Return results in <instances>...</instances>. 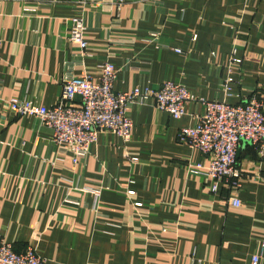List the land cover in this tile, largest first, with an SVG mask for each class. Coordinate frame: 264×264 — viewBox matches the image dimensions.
Segmentation results:
<instances>
[{"label":"crops","instance_id":"0c3cea01","mask_svg":"<svg viewBox=\"0 0 264 264\" xmlns=\"http://www.w3.org/2000/svg\"><path fill=\"white\" fill-rule=\"evenodd\" d=\"M79 1L0 0V239L35 247L46 264H253L264 246V156L242 143L241 188L212 194L188 168L208 158L179 140L199 101L180 120L152 101L130 105L129 141L102 133L77 165L9 103L50 109L67 75L100 83L106 63L115 93L171 81L197 100L264 103V0H93L82 12L84 56L70 40Z\"/></svg>","mask_w":264,"mask_h":264},{"label":"built area","instance_id":"2783aa9c","mask_svg":"<svg viewBox=\"0 0 264 264\" xmlns=\"http://www.w3.org/2000/svg\"><path fill=\"white\" fill-rule=\"evenodd\" d=\"M93 0H80L78 15L72 18L70 40L81 53L88 47L84 34L86 26L82 12ZM118 6L122 0H115ZM2 40H0V53ZM234 49L233 55L237 56ZM240 64L241 59L235 58ZM100 83H94L90 77L67 75L63 80V91L58 103L48 109L29 101L11 100L10 109L20 116H33L53 132V142L73 153V163L79 164L87 159L89 148L98 141L102 133H116L124 142H128L133 122L127 111L130 105H147L154 102L161 112L170 114L175 120L186 114V105L199 101L202 112L196 117V124L183 128L179 133L181 143L198 150L208 158V165H190L191 173L205 176L210 184L209 191L218 194L220 187L229 191H238L244 174L238 167V153L242 143L253 145L264 156V103L253 98L249 103L231 105L227 102L197 100L193 91L174 82H167L157 90L140 87L129 93H115L117 80L115 67L106 63L102 67ZM229 81L224 82L225 91H229ZM44 191L43 186L40 192ZM134 195V192H129ZM67 203L81 206L78 201L68 199ZM234 207H241L238 198L229 199ZM97 212V207L94 209ZM264 256V246L253 259L258 264ZM0 264H46L33 246L18 252L14 245L0 239Z\"/></svg>","mask_w":264,"mask_h":264},{"label":"rangeland","instance_id":"374dc122","mask_svg":"<svg viewBox=\"0 0 264 264\" xmlns=\"http://www.w3.org/2000/svg\"><path fill=\"white\" fill-rule=\"evenodd\" d=\"M98 212H96V214H97Z\"/></svg>","mask_w":264,"mask_h":264},{"label":"water","instance_id":"95a60500","mask_svg":"<svg viewBox=\"0 0 264 264\" xmlns=\"http://www.w3.org/2000/svg\"><path fill=\"white\" fill-rule=\"evenodd\" d=\"M238 155H239V153H238Z\"/></svg>","mask_w":264,"mask_h":264}]
</instances>
